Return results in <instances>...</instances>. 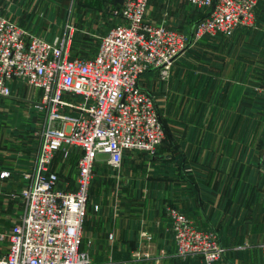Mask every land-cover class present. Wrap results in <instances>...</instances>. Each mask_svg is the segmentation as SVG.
Wrapping results in <instances>:
<instances>
[{
  "label": "crops",
  "instance_id": "1",
  "mask_svg": "<svg viewBox=\"0 0 264 264\" xmlns=\"http://www.w3.org/2000/svg\"><path fill=\"white\" fill-rule=\"evenodd\" d=\"M120 2L0 0V11L51 41L72 20L78 54L88 57L120 21L112 12ZM203 14L189 0H149L146 11L149 21L187 32ZM256 14L255 27L190 40L167 79L154 67L141 76L166 135L154 154L126 152L118 170L96 163L82 244L93 264H206L201 255L178 254L169 205L199 227L217 229L224 264H264V0ZM91 40H98L96 49L88 50ZM10 86L12 94L0 96V173L9 171L0 176L4 232L26 210L21 190L35 167L46 115L37 103L42 88L22 78ZM70 149L69 155L59 151L52 167L59 186L72 190L80 149Z\"/></svg>",
  "mask_w": 264,
  "mask_h": 264
},
{
  "label": "built area",
  "instance_id": "2",
  "mask_svg": "<svg viewBox=\"0 0 264 264\" xmlns=\"http://www.w3.org/2000/svg\"><path fill=\"white\" fill-rule=\"evenodd\" d=\"M189 1L204 14L187 32L149 21V0H122L112 9L120 21L88 57L71 54L72 20L65 34L51 41L0 11V96L12 94L11 79L22 78L43 89L37 103L46 110L35 167L21 190L26 210L8 231L0 229V264H93L82 244L96 163L120 167L128 151L154 154L166 135L156 99L140 83L143 73L154 67L167 79L190 40L256 26L258 0ZM71 146L80 154L76 187L69 190L59 186L52 165L56 154L69 155ZM8 174L3 170L0 176ZM167 214L179 255L224 264L216 228L199 227L174 205L167 206Z\"/></svg>",
  "mask_w": 264,
  "mask_h": 264
},
{
  "label": "rangeland",
  "instance_id": "3",
  "mask_svg": "<svg viewBox=\"0 0 264 264\" xmlns=\"http://www.w3.org/2000/svg\"><path fill=\"white\" fill-rule=\"evenodd\" d=\"M75 32V31H74ZM76 34V33H75ZM75 34H73V36H72V38H71V54L72 55H78V56H81L80 54H78V46L76 45V42H75ZM92 41V40H91ZM90 41V42H91ZM96 42V41H95ZM97 42H98V40H97ZM96 42V43H97ZM96 43H94L93 41L91 42V45H88V44H86V46H87V49L88 50H90V49H96V47H95V45L94 44H96ZM80 50H82V48L80 49ZM114 168L115 169H117L118 170V168L119 167H117V166H114ZM112 173H116L115 171L114 172H109V171H104V172H102V174H100V175H104V174H112Z\"/></svg>",
  "mask_w": 264,
  "mask_h": 264
},
{
  "label": "water",
  "instance_id": "4",
  "mask_svg": "<svg viewBox=\"0 0 264 264\" xmlns=\"http://www.w3.org/2000/svg\"><path fill=\"white\" fill-rule=\"evenodd\" d=\"M120 1H122V0H120Z\"/></svg>",
  "mask_w": 264,
  "mask_h": 264
}]
</instances>
